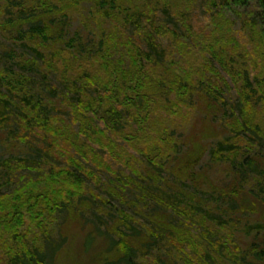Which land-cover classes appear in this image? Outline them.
Listing matches in <instances>:
<instances>
[{
    "label": "rangeland",
    "instance_id": "rangeland-1",
    "mask_svg": "<svg viewBox=\"0 0 264 264\" xmlns=\"http://www.w3.org/2000/svg\"><path fill=\"white\" fill-rule=\"evenodd\" d=\"M39 1L42 4L43 0H30L31 4ZM44 1L43 13L55 9L54 15L60 25L65 22L63 37L71 47L63 55L71 62L64 67L66 58L62 64L58 60V71L48 78L52 85L48 88H55L60 94L57 98L45 95L46 103L56 107L54 111H46L54 115L49 124L40 126L47 121L44 112L36 117L31 115V118L18 113L17 116L23 119L20 127L16 124L18 120H15L12 108L0 110V120L4 119V123H0L4 130L0 133V217L7 221L10 219L3 208L4 196L15 192V195L22 196V201L29 195L27 188L31 191L42 188L50 193L44 202L51 206L40 208L43 217L39 219L45 221L56 240L64 243L56 255L55 264H108L120 258V246H113L107 236L96 231V211L105 216L102 223L106 226L102 224V229L112 228L113 239L121 238V230H126L125 223L148 230L147 237L159 239V244H149L148 249L138 244L141 247L139 258L146 264H243L240 263L242 255L263 235L264 231L258 233L251 227L264 222V204L260 199H254L253 205H247L251 214L245 218L240 212L232 214L236 211L229 206L232 197L240 200L241 205L249 204L251 185L258 182L257 179L248 180L240 194H234V187H238L236 181L241 179L234 165L252 157L258 150L264 154V104L259 102L247 108L241 103L240 91L220 62L212 58L209 45L213 43L219 50L218 41H225V44H220L225 53H236L238 48L231 49L235 44L225 40L227 31L233 30L240 43L245 42L247 48H255L254 43L248 44L246 32L250 21L243 14L245 10L231 7L229 0H115L105 5L99 0ZM53 3L57 6L54 7ZM9 5L13 3L0 4V47H11L15 41L13 34L16 33L12 32L14 26L11 22L16 20V15L10 11L5 14ZM144 5L151 13L154 6L163 9V5L170 6L173 11L187 12V21L191 22L192 28L188 31L178 29L180 36L183 35L191 44V56L182 68L197 80L205 75L204 62L211 59L226 80V83L221 81L219 90L226 101L227 113L219 110L213 120L216 98L207 100L200 89L193 90L192 103H183L179 109H171L172 104L166 103L163 96L154 90L146 99L140 100L136 85L127 96L115 94L117 83L127 91L117 70L122 67L121 59H124L126 69L130 66L131 56L124 52L131 47L129 39L138 46L143 45L144 39L139 31L154 17L144 22L140 19V27L135 22L139 18L136 15L135 20L125 22L126 13L136 14ZM219 10L226 13L233 26L228 21H220L218 27L227 30L217 41L215 13ZM159 13L157 26L168 22L172 28L183 27L174 24L167 14L168 18ZM14 25L17 27L18 22ZM104 36L115 42L111 50L112 60L93 58L97 43ZM29 41L47 49L50 59H56L51 51L60 52L62 49L59 44L49 46L36 36ZM164 44L167 55L162 62L154 58L151 63L140 61L141 65H154L158 72L166 74L164 68L171 66L173 57H170L167 41ZM71 52L76 54L71 55ZM241 54L244 55L243 52ZM1 57L7 59L0 51V71L11 67L12 60L4 61ZM92 61L99 65L95 73L88 76L85 68ZM16 68L20 69L19 66ZM250 68L252 75H264V50L260 55L253 54ZM82 76L91 77V81L96 79L100 85L86 88L85 93L92 102L82 110L87 118L79 123L74 119L71 104L77 103L81 97L79 79ZM170 96L173 103H178L176 95L172 93ZM124 99L129 101L128 109L120 105ZM114 107H121L122 112H116ZM251 110L254 111L252 114ZM248 118L253 119L242 129L236 122H229L230 119H238L245 125ZM126 119L129 124L124 128ZM256 123L261 124L258 134L255 132ZM163 134L166 137L159 140ZM221 141L228 146V150L221 153L223 155L216 152ZM36 144L43 147L42 150L36 151ZM191 146L208 150L194 168L201 180L198 183H181L172 167ZM5 162L14 170L12 174L8 165L3 164ZM107 163L110 169H105ZM82 169L92 172L93 177L97 174L99 179H93ZM73 175L81 179L80 188L71 184ZM54 191L56 194L52 195ZM256 193H259L258 189ZM57 197L71 202L68 212L54 211L55 205H61ZM36 217L26 211V224L22 229L30 243L43 245ZM9 232H12L11 228L0 224V264H7L11 246L23 247V239L14 244Z\"/></svg>",
    "mask_w": 264,
    "mask_h": 264
},
{
    "label": "trees",
    "instance_id": "trees-1",
    "mask_svg": "<svg viewBox=\"0 0 264 264\" xmlns=\"http://www.w3.org/2000/svg\"><path fill=\"white\" fill-rule=\"evenodd\" d=\"M113 1L115 0H99L102 5L107 3L110 4ZM3 2L13 3V5H9L7 7L5 14L10 11L13 15H16V20L11 22L12 26H14V31L12 32H15L16 34H13V38L15 40L12 43L13 46L0 47V51L3 56L7 58L4 59L1 57V60H12L10 63L11 67L0 71V110L4 107L6 109L12 108L15 115L14 117H16L15 120H18L16 124L20 127L23 119L21 120L20 117L17 116L18 113L25 115V118L26 116L31 118V115L36 117L40 114V112H44L46 113L45 115L47 121L41 123L40 126L47 125L52 121L54 115H51L46 111H54L56 107L46 103L47 99H45V95L50 98H57L60 96L57 89L48 88V86H52L48 82V78H51L52 73L58 71L57 68L60 66L57 65L58 60H61L62 64L64 61L63 59L66 58V64H64V67H67L66 65L71 62L68 57L63 55L65 50L71 47V43L66 42L63 37L66 33L65 22L60 25L54 15L55 9L47 10L43 13L41 7L46 6V2L44 0L42 1V4H40V1L35 4H31L30 0H0V4ZM229 3L231 7L245 10L243 14L250 21L247 22L248 30L246 32V36L249 39L248 44L251 45L254 43L256 49L247 48V43H240L235 35V32L233 30H228L225 40L229 39L228 42L235 44V47L231 48L232 51L235 48H238V50L236 53H225V49H222L220 45L222 43L225 44V41L219 42L218 38L223 34V31H226L227 29L218 27V24L220 21H228L229 19L226 18L225 12L219 10L215 14L217 22L216 40L218 41V47L220 49L217 50L213 43L209 45L211 48L212 58L215 60L217 59L230 75L232 81L240 91V101L243 105H247L248 108L253 105H258L259 102L264 104V75H252V70L250 68V59L253 58V54L260 55L261 51L264 50V0H229ZM53 6L56 7L57 5L53 3ZM163 6V9H157L154 6L153 12L151 13L147 9V5H144L142 11H137V13L141 16L137 15V13H126L127 17L125 22H130L133 19L135 20L136 16H138L139 18H137L135 22H138L140 27V19L144 22L145 19L151 16L154 17H152V22L149 24L150 26L147 25L144 27L142 25V28L139 31L142 35V39H144L142 40L144 42L143 45L138 46L133 39H129L131 47L124 49V52L128 56H131L130 66L126 69L124 67V65H126L124 63V59H121L119 62L122 63V67L117 70L118 77L124 79L125 81L127 91L123 90L122 85L117 83L115 85L114 92L118 95L122 93L127 96L130 90L134 89L133 86L136 85L139 87L137 92L139 93L138 96L140 100L146 99L150 92L154 90L163 96L166 103L172 104L171 109H179L183 103H192L191 95L193 90L200 89V93L202 94L204 92L202 95L205 96L207 100H214L216 98V112L212 118L215 120L216 116L219 114V110H221L224 114L229 111L224 106L226 101L219 90L221 81L226 83V80L222 76L220 70L209 58L206 62H204L205 75L197 80H193L192 77L183 70V63L190 60L191 44L189 40L184 38L183 35L180 36L178 28L182 31H188V29L192 28V24L187 21L188 17H186V11L181 13L173 11L170 6ZM253 6L256 8L254 9ZM159 12H162L165 16L167 14V16L175 22L174 24L177 26L183 25V27L172 28L169 26L168 22L157 26L159 21L157 19L160 14ZM189 13L190 11L188 14ZM167 16L166 18H168ZM16 22H18L17 27L14 25ZM228 22H230L233 26V22ZM35 36L46 41V44L49 46L52 43H57L61 46L62 49H60V52L51 51L52 55L56 56V59L49 58L50 53L47 49H41L30 43L29 40ZM82 36L83 35H81V37ZM258 37L261 38L259 39V42L256 41ZM166 41L167 45L170 46V57H173L171 66L169 68H164V72L166 74L158 72L154 65L143 67L140 61L144 60L146 63H151L154 58L161 60V62L164 60L167 55V51L164 48V46H166L164 42ZM204 42L205 41H202V43ZM114 44L115 42L113 39H109L107 36H104L97 43L98 48L95 51V56L93 58L100 57L101 59L112 60L113 57L111 55V50H113L112 47ZM119 47L118 42V49ZM245 48L247 50H245ZM241 52H243L244 55L241 54ZM74 54L76 53L71 52V55ZM230 55L234 56L228 58ZM240 56H244V58L242 59ZM42 64L43 67L41 66ZM98 65L99 63L96 61L87 63L85 73L88 74V76L89 74L92 76ZM16 66H19L20 69H17ZM27 68H29L30 71H23ZM104 70L105 72L107 71L106 69ZM79 80L81 97L77 103H72L71 106L74 113V119L80 123L84 122L85 118H87V116L82 113V110L87 108L89 102H92L90 101V97L85 93L86 88H89L92 85L99 86L100 84L97 83L96 79L91 81V77L84 78L82 76ZM172 93L176 95L178 103H173V100H171L170 95ZM120 105L126 109L130 107L129 101L126 99L121 101ZM220 105H222V107H220ZM113 110L116 112H122L121 107H114ZM250 112L252 114L254 111L251 110ZM250 119L248 118V120H246L245 125H243V123L238 119H230L229 122L231 124L236 122L239 124L238 127L242 129L245 128ZM0 123H4V119L0 120ZM128 124V120L125 121L124 128H126ZM256 124H254L256 127L255 132L258 134V132L261 131V124ZM2 130L3 129L0 127V133ZM173 132L175 133V131ZM165 137L166 135L159 138V140H162ZM220 138L218 139L220 140ZM36 145L34 147L36 151L42 150L43 147L38 144ZM227 148V143L221 141L216 149V152L223 155L221 153L228 150ZM206 151H208L206 148H196L191 146V148L179 158L178 162L172 167V170L175 175H177L181 183L189 181L194 183L200 182V176L195 172L194 168L196 164L201 161L200 157L207 153ZM3 164L8 165L11 169L10 174L14 172L11 165L6 162ZM97 165V167L101 169L99 163H97ZM108 168L110 169L111 166L107 163V168L105 169ZM234 170H236L241 177L240 180L236 181L238 187H234V194L239 195L243 184H245L248 180L251 182L253 179L258 180L257 183H252V187L249 190V204L241 205L240 200H238L235 196H233L232 200H230L231 204H229V206H231V210H236L232 214L240 212L242 213V218H245L251 214L247 205H253L254 199H260L264 204V154L258 150L252 154V157L241 160L238 165H234ZM82 172L93 177L92 172L88 173V170L86 169H82ZM96 178L99 179L97 174L93 177V179ZM71 184H75L77 188H80L82 182L78 176L73 175ZM256 189H258L259 193H256ZM211 190L216 191L215 189ZM27 193L29 195L22 201V196L19 194L15 195V192L10 196L3 197V208L8 213L10 219L7 221L4 220L3 217H0V224L2 226H8L9 229H12V232H9V234L10 240L14 244L23 239V247L17 248L13 245L9 248L7 254V264H55L56 255L62 249L64 243L63 241L60 242L56 240L45 221L39 219L43 217V213H40L39 211L40 208L43 205H50L49 203L44 202L46 199H49L50 193L42 190V188H39L38 190L33 189L32 191L27 188ZM31 194L36 195L37 197L34 198ZM55 194L56 191L52 192V195ZM227 195L228 197L230 196L229 193H227ZM56 200L60 201L61 205L59 207L55 205L56 207H53L55 208L54 211L58 210L68 212V208H71V202L66 201L65 198L57 197ZM33 207H36V209L33 210ZM26 211H29L32 216H37L35 222L37 223V226L43 236V245H38L33 242L30 243L27 233L22 229V227L26 224ZM95 216L98 218V220H96V231L99 235L107 236L108 239L113 242V246L118 248L120 246V258L116 261L109 262L108 264H146L139 258V251L141 247L138 244L141 243L144 248L148 249L149 244H159V239L157 237H147L148 230L135 227L133 224L125 223L124 226L126 227V230H121V238H119V240L116 238L113 239V237H111V235H114L112 228L102 229V224L106 226L105 223H102L105 216L97 211L95 212ZM251 228L253 230H258V233L264 231V222L261 221L260 224L252 225ZM262 234V236H258V241H255L250 245L247 253L242 255L240 263L264 264V232H262ZM90 237L92 236L90 235ZM229 251L232 250L229 248ZM230 256H232V252H230Z\"/></svg>",
    "mask_w": 264,
    "mask_h": 264
}]
</instances>
